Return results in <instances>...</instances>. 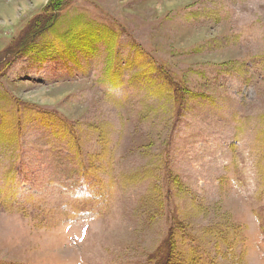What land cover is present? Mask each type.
<instances>
[{
  "label": "rangeland",
  "instance_id": "1",
  "mask_svg": "<svg viewBox=\"0 0 264 264\" xmlns=\"http://www.w3.org/2000/svg\"><path fill=\"white\" fill-rule=\"evenodd\" d=\"M170 243L264 264V0H0V264Z\"/></svg>",
  "mask_w": 264,
  "mask_h": 264
},
{
  "label": "trees",
  "instance_id": "2",
  "mask_svg": "<svg viewBox=\"0 0 264 264\" xmlns=\"http://www.w3.org/2000/svg\"><path fill=\"white\" fill-rule=\"evenodd\" d=\"M50 12L53 14V17L50 19L48 26H52L54 25L56 21H53V19L55 18L54 16H56V13L59 12V9L57 7V5L52 4L48 6ZM37 28V27H35ZM45 28V27H44ZM42 30V29H41ZM39 30V31H41ZM33 35H30L29 41L32 40ZM171 247H175L173 243H170L169 245H167V248L164 250L165 252L162 253L163 258L162 259V264H196V260L191 257V258H184L176 253H171L172 255H169L171 251Z\"/></svg>",
  "mask_w": 264,
  "mask_h": 264
}]
</instances>
